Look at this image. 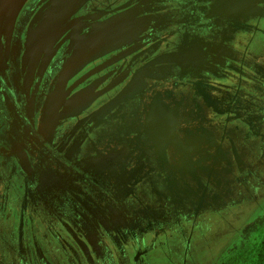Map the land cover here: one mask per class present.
<instances>
[{
    "label": "flooded vegetation",
    "instance_id": "af4514ba",
    "mask_svg": "<svg viewBox=\"0 0 264 264\" xmlns=\"http://www.w3.org/2000/svg\"><path fill=\"white\" fill-rule=\"evenodd\" d=\"M263 187L264 0H0V264H261Z\"/></svg>",
    "mask_w": 264,
    "mask_h": 264
},
{
    "label": "rangeland",
    "instance_id": "374dc122",
    "mask_svg": "<svg viewBox=\"0 0 264 264\" xmlns=\"http://www.w3.org/2000/svg\"><path fill=\"white\" fill-rule=\"evenodd\" d=\"M182 110L185 116L187 115L186 126L189 128L190 133H198L199 131L203 132L204 125L202 117L204 115V111L201 108L194 109V107L188 106L187 103L186 105H183ZM261 194L264 196L263 192ZM247 210H249L248 213ZM257 211L253 208V206H250L248 209H240L232 213L223 222H219L218 225L217 223L213 224V226L208 225V227H206V231H208L206 233V241H197L196 243V245L202 246L201 248L205 250L203 261L205 263L212 261L221 250L222 246H224L231 237L242 231L243 226L254 217ZM238 218L241 220L237 221ZM263 258L264 249H261V264H264ZM252 262L253 261H251V263Z\"/></svg>",
    "mask_w": 264,
    "mask_h": 264
},
{
    "label": "water",
    "instance_id": "95a60500",
    "mask_svg": "<svg viewBox=\"0 0 264 264\" xmlns=\"http://www.w3.org/2000/svg\"><path fill=\"white\" fill-rule=\"evenodd\" d=\"M257 190H258V188H257ZM259 191H260V192H259ZM259 191H258V194L255 193V194H256L255 197H258V198H259V199H258L259 201H261V202L263 201V202H264V196H262V194H261L262 192L264 193V187H263L262 189L260 188ZM256 192H257V191H256ZM263 195H264V194H263ZM250 206H253L254 209L257 208L255 204L250 203V202H246V203H243V204H241V205H238V206H236L235 208H233L232 210H230L229 213H226L225 217L228 218V216H229L230 213L232 214V213H234V212H236V211H238V210H240V209H241V210L248 209V207H250ZM246 207H247V208H246ZM249 210H250V209H249ZM249 210H247V213H248ZM239 220H241V219L238 218L237 221H239ZM243 222H244V221H243ZM243 222H242V223H243ZM217 225H218V224H217Z\"/></svg>",
    "mask_w": 264,
    "mask_h": 264
}]
</instances>
